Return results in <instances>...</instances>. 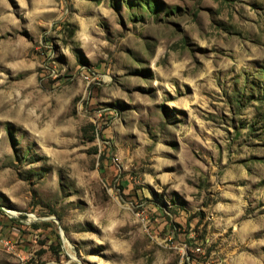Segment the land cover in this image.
I'll return each mask as SVG.
<instances>
[{"label": "rangeland", "instance_id": "obj_1", "mask_svg": "<svg viewBox=\"0 0 264 264\" xmlns=\"http://www.w3.org/2000/svg\"><path fill=\"white\" fill-rule=\"evenodd\" d=\"M3 221L49 253L0 264H264V0H0Z\"/></svg>", "mask_w": 264, "mask_h": 264}, {"label": "crops", "instance_id": "obj_2", "mask_svg": "<svg viewBox=\"0 0 264 264\" xmlns=\"http://www.w3.org/2000/svg\"><path fill=\"white\" fill-rule=\"evenodd\" d=\"M1 228H3V231L5 234L2 235V237L6 239H10L11 245H12V251H4L3 252L17 256L18 258L24 260L25 256L32 258L33 254L36 250H39L40 248H43L46 250L47 254L49 253V245L40 244L38 243L39 239L43 237L40 233V230H31L30 228L27 229V231H18V229L11 228L9 223L2 222ZM20 230V229H19ZM48 236H50L48 234ZM53 241L51 237H48V240L46 242Z\"/></svg>", "mask_w": 264, "mask_h": 264}, {"label": "built area", "instance_id": "obj_3", "mask_svg": "<svg viewBox=\"0 0 264 264\" xmlns=\"http://www.w3.org/2000/svg\"><path fill=\"white\" fill-rule=\"evenodd\" d=\"M0 249L4 251H12L10 239H6L0 236Z\"/></svg>", "mask_w": 264, "mask_h": 264}]
</instances>
